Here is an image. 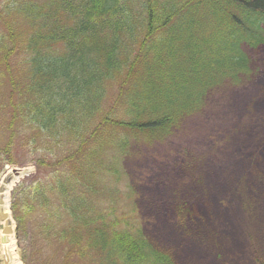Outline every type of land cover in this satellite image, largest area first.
Wrapping results in <instances>:
<instances>
[{"label":"trees","instance_id":"16d2710c","mask_svg":"<svg viewBox=\"0 0 264 264\" xmlns=\"http://www.w3.org/2000/svg\"><path fill=\"white\" fill-rule=\"evenodd\" d=\"M203 5L219 22L211 41L195 28ZM0 25V168L24 162L13 156L22 139L37 169L12 193L24 262L58 254L66 264H216L210 218L186 231L163 202L159 244L137 216L104 214L94 201L107 193L102 180L119 181L131 140L171 137L203 111L213 81H247L245 49L264 46V0H10ZM109 128L131 135L111 139ZM230 215L240 230L244 220Z\"/></svg>","mask_w":264,"mask_h":264},{"label":"rangeland","instance_id":"374dc122","mask_svg":"<svg viewBox=\"0 0 264 264\" xmlns=\"http://www.w3.org/2000/svg\"><path fill=\"white\" fill-rule=\"evenodd\" d=\"M7 1L10 0H1L0 4L5 5ZM201 7L195 28L203 38L211 41L219 29V22L213 19L211 22L207 18L210 7ZM4 23L2 21V25ZM2 25L0 32L6 31ZM181 26L185 27L179 23L177 29ZM245 50L252 69L244 84L223 79V84L219 86V79L213 81L211 85H215L214 91L207 98L203 111L187 118L171 137L163 141L154 143L128 139L131 154L125 157L119 181L116 182L112 176L102 180L107 193L105 191L103 198L94 201L98 210L104 214L113 212L112 215L121 217L137 216L136 221L144 225L149 238L159 243L158 238H161L165 228L157 217V210L166 202L167 210L171 208L173 213L174 226L178 227V223L186 231L192 229L194 223H202V220L210 218L214 227L208 244L214 263L264 264V239L261 238L264 236V223L257 220L264 213V109L259 110L261 106L256 104L257 101L264 102V46ZM21 59L20 54L12 58L15 73L18 72L15 68ZM249 90L255 92L244 103L233 98ZM9 91L8 86L1 88L2 94L8 95ZM113 98L111 94L105 101L109 104ZM257 131L260 133L255 135ZM251 133L253 136L250 137V143L237 151L240 140H245ZM107 134L111 139L131 135L128 130L112 128L107 130ZM18 140L13 156L24 162H6L0 168V179L7 170L15 167L29 171V175L21 179L15 188L25 181L31 185L37 172L32 160L31 145L22 139ZM114 149H108L109 158L113 156ZM234 158L239 159L242 166L236 175L224 172L227 179H230L227 193L210 191L207 187L208 175L214 173L219 165L224 171L226 164ZM113 187L116 194L110 193ZM213 187L216 188L215 185ZM160 197L167 199L159 200ZM219 210L222 214H233V218H236L235 210L238 211L244 220V225L241 224L244 228L240 226L241 237L232 234L234 220L231 223L229 219L215 215ZM253 226H257L256 230L252 229ZM234 243H240L239 247L234 248ZM17 252L21 263L26 264L19 246ZM169 253L174 257V253ZM0 264H3L1 256ZM37 264L66 263L62 256L56 254L46 259L41 257ZM177 264L182 263L177 261Z\"/></svg>","mask_w":264,"mask_h":264},{"label":"bare ground","instance_id":"6f19581e","mask_svg":"<svg viewBox=\"0 0 264 264\" xmlns=\"http://www.w3.org/2000/svg\"><path fill=\"white\" fill-rule=\"evenodd\" d=\"M254 92L251 90L246 93H239L234 95L233 98L236 99L239 103H244L249 95H252ZM249 142V139L243 140L237 147V151H241ZM240 161L237 158H234L232 161L230 160L229 164H226V168L223 171L222 167L219 165L214 169V173L208 175L207 179V187L210 191L219 193V194H226L227 193V186L230 179H227V175H224V172H228L229 174L236 175L241 166ZM29 173L28 170L25 169H17L16 172H13V169L7 170L0 179V187H4L5 191L0 193V198L2 202L0 204V212L5 215V218L0 220V256L2 259V263L6 264L10 262V264H22L17 252V244L16 238L14 234L8 235L6 241H3L5 235L3 234L2 230L5 226H9L14 229V220L10 212V194L12 189L16 186V184L23 179ZM216 186V188L213 187ZM219 217H222L223 214L219 211ZM260 214V213H258ZM228 218H233V214L227 216ZM235 217L240 218V215L237 210H235ZM258 222L264 223V213L260 214ZM239 228L234 227V232L232 234H237ZM171 240L176 241L177 238L175 235H171ZM240 243H234V248H238ZM236 246V247H235Z\"/></svg>","mask_w":264,"mask_h":264},{"label":"water","instance_id":"95a60500","mask_svg":"<svg viewBox=\"0 0 264 264\" xmlns=\"http://www.w3.org/2000/svg\"><path fill=\"white\" fill-rule=\"evenodd\" d=\"M17 169H14L13 172H16ZM5 191L4 187H0V193H3ZM2 202V199L0 198V204ZM5 218V215L2 214L0 212V220L4 219ZM3 234L5 235V237L3 238V241H6V238L8 235H11V234H15V230H13L11 227L9 226H5L4 229H3ZM6 264H10V262L6 263Z\"/></svg>","mask_w":264,"mask_h":264}]
</instances>
